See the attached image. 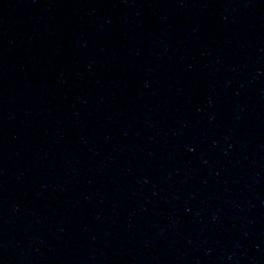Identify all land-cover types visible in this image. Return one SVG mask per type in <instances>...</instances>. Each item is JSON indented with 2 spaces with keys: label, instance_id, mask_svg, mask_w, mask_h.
I'll use <instances>...</instances> for the list:
<instances>
[{
  "label": "water",
  "instance_id": "obj_1",
  "mask_svg": "<svg viewBox=\"0 0 264 264\" xmlns=\"http://www.w3.org/2000/svg\"><path fill=\"white\" fill-rule=\"evenodd\" d=\"M0 264H264V0H0Z\"/></svg>",
  "mask_w": 264,
  "mask_h": 264
}]
</instances>
